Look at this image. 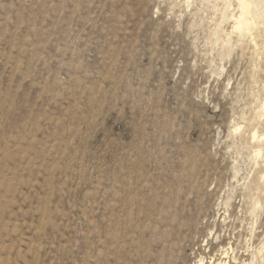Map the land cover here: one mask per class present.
<instances>
[{"label":"rangeland","instance_id":"1","mask_svg":"<svg viewBox=\"0 0 264 264\" xmlns=\"http://www.w3.org/2000/svg\"><path fill=\"white\" fill-rule=\"evenodd\" d=\"M224 9L0 0V264H264V51Z\"/></svg>","mask_w":264,"mask_h":264},{"label":"bare ground","instance_id":"2","mask_svg":"<svg viewBox=\"0 0 264 264\" xmlns=\"http://www.w3.org/2000/svg\"><path fill=\"white\" fill-rule=\"evenodd\" d=\"M218 1L223 2L225 6L222 20H228L229 18L232 23L231 33L227 32L228 34L226 35L224 34L226 36L225 38L227 39L226 44H229L231 35L235 33L240 38L248 37L250 38V40L252 39L255 51H259V50L264 51V0H218ZM233 3L236 4V12L231 14V16H229L228 11L231 7H233L234 5ZM263 101L258 106V114L260 115L264 113ZM234 128H235L234 132H238L240 130V127H234ZM258 138L259 137L257 136L256 132L251 134V141L255 143V146H253L254 160L261 158L263 152V147L259 145L260 140H258ZM260 181L264 185V175L260 177ZM218 264H225V263L220 261L218 262Z\"/></svg>","mask_w":264,"mask_h":264}]
</instances>
